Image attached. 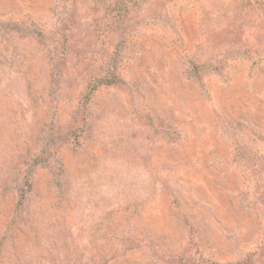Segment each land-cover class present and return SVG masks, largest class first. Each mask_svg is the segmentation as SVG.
<instances>
[{
  "label": "rangeland",
  "instance_id": "obj_1",
  "mask_svg": "<svg viewBox=\"0 0 264 264\" xmlns=\"http://www.w3.org/2000/svg\"><path fill=\"white\" fill-rule=\"evenodd\" d=\"M0 264H264V0H0Z\"/></svg>",
  "mask_w": 264,
  "mask_h": 264
}]
</instances>
